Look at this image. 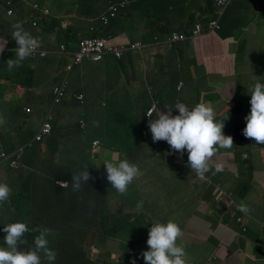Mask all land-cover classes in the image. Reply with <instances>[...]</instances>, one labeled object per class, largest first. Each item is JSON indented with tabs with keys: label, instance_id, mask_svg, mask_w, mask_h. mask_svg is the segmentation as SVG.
Here are the masks:
<instances>
[{
	"label": "clouds",
	"instance_id": "9594fccd",
	"mask_svg": "<svg viewBox=\"0 0 264 264\" xmlns=\"http://www.w3.org/2000/svg\"><path fill=\"white\" fill-rule=\"evenodd\" d=\"M140 1L144 0L104 1L103 3L106 4L107 9L102 10L103 3H100L101 0H86L89 6H87L85 13L81 15L82 21L99 22L102 28H97L93 25L91 33L81 38H76L77 36L68 32L67 28L64 29L67 25L72 26L70 21L58 23L59 20H72L78 17L80 8L74 5V0L71 3V10H73L75 18L69 19L56 16L58 7L64 6L63 0H39L32 2L27 6L29 7L28 15H31L28 19L19 16V1L15 4L14 0L3 4L0 3L3 6L4 18L9 22H14L11 28L5 30V23L0 21V30H5V35H8L0 37V103L6 108L3 114L4 118L0 123L5 121V114L7 113L9 103L13 104L14 102L12 103V101L14 100L17 101L15 103L16 106L24 112L20 116L28 117L31 114L32 106L29 104L27 94L34 89L33 76L35 75L32 64L33 60L48 56L46 51L40 49L43 40L46 39L45 36L52 40L53 38L62 36L64 43L59 45V53L69 56L70 59L65 68L58 73L60 85L54 87L53 91H51L52 100L50 109L45 114L44 120L33 139L26 142L22 138L16 147L9 138L6 139L5 137L4 142L7 150L2 148V143L0 142V182H5L0 183V203L7 202L11 196V188L6 183L11 180L14 171L17 174L20 170H22V173L29 170L27 160L21 158L23 148L25 146L30 149L37 147L34 152L45 151L47 149V139L52 135L55 127L53 112L66 99L70 87L69 76L75 67L83 64L84 61H90L89 58L83 59L82 62L75 60L74 53L80 51L81 44L91 39L105 42L106 48L103 51L105 53L102 54L100 59L94 60V62H100L105 56L110 54L121 58L125 53L140 51L145 48V44L139 42L133 43L128 40L126 44H119L105 40L108 37L106 29L107 21L112 26L113 22L120 18L123 21L133 20L139 13L136 10L143 9L144 6H132V4ZM218 1L215 0L214 6H220L218 5ZM235 1L244 2L247 5L245 7L254 12L255 15L264 8V0H249L251 1V6L248 4V0H226L223 5L224 7H221L224 9H221L219 12L217 25H213V22L217 21L210 17L211 12L208 10L203 13L199 9H193L190 19L181 26L174 25L165 18H159L157 19V27L161 32L167 34V38L162 42L157 35L154 37V44L163 43L173 48L178 44L197 43L205 36L217 35L220 31L219 21L222 15L226 9H231V5ZM91 10H94L93 15L89 14ZM98 10L101 13L98 14ZM136 13L137 15H135ZM187 29L189 31H186ZM244 34L246 43L244 42L242 45L249 50L247 68L253 75L258 76L260 80H254L250 94L251 98L247 96L246 110L243 114L238 115L235 113V110L233 113L228 114V111H226L225 118L222 121H218L216 119V113L218 112L215 111L214 106L210 103H203L202 100L199 103H194V107L191 109L186 104L177 102L174 105L175 110L178 112L177 115H172V108H167V112H161L156 109V105L151 107L147 112V119H149L154 111H156V118L150 119L148 124L153 142L165 141L172 150L181 154L186 150L185 155L188 157V166L201 180L207 179L206 174L211 170L210 163L219 149H231L233 143L245 145L253 140L256 145H264V27L256 26V33L250 36H248L247 28H244ZM106 42L111 45L113 51H108L109 46ZM251 43H258L260 47L253 49ZM133 46L135 48H132ZM116 49L121 53L120 55L114 53ZM183 86L184 81H180L178 89L181 90ZM75 99L81 104L85 102L83 94L75 95ZM228 117L236 120V124L233 127L230 125L228 128H224V121ZM79 126L81 129H86L87 125L83 119H80ZM23 141L26 142V145L20 147V143ZM42 143H45V145ZM100 145L99 140L93 141L92 151L95 153L100 148ZM51 156L54 163H56L54 160V158L56 159L55 154L51 153ZM56 165H59V163H56ZM103 165L106 169L108 182L120 195H125L132 182L142 174L139 167L130 163L127 159L120 160L118 163L105 161ZM50 166L53 167L54 165H49L48 170ZM86 168L87 165L83 167L82 171L72 175V187L74 191L81 189L82 182L87 183L91 179ZM222 170V166L217 164L213 175ZM261 170L264 173L263 166ZM55 183L60 188L68 187L67 181L57 180ZM34 188V185L29 186L26 191L27 195ZM30 200H28L30 204L26 211L29 221L40 226L46 224L45 228L41 229L37 227L30 229L25 222H14L5 225L3 228L6 234L4 236V246H0V264H57L58 262L56 260L58 253L51 248H55V243L61 241V238L56 240L54 236L48 239L49 235L51 233L55 235V232L52 229L46 228L53 227L50 226L51 224L47 225L51 221L47 219H55L62 224H71V222L65 215L59 219L57 218L60 209L53 194L52 196H49L47 192H45L44 196L36 194ZM232 205L233 203L229 201V206ZM142 206L143 202L137 204L138 209L142 208ZM63 210L68 211L66 204H62L61 211L63 212ZM237 210L245 214L251 211L243 201L237 205ZM249 216L251 219V215ZM57 221L53 223H57ZM237 221L242 223V225L246 224L243 223L244 218H238ZM58 226L59 223L53 228ZM71 227L72 225L70 227L63 225V230H66V233H70L76 229ZM148 228V226L144 227V229ZM29 233H38L33 239L34 247L28 250H18L20 245L27 244L25 236ZM95 236L91 234L86 238V244L89 248L90 246L97 247V243L93 241V237ZM182 236V229L176 222L172 220L166 223L157 222L151 225L148 232V239L146 241L148 250L142 252L143 258L138 256L136 246L131 248L130 245L128 252L121 251V246L125 249V241L121 243L114 257L121 260L124 264H188L185 246L182 242L178 243ZM90 250L97 257L98 250L94 247L90 248ZM62 253L63 255L66 254V248ZM63 255H60L59 260H61V256ZM65 262L68 263V260H65Z\"/></svg>",
	"mask_w": 264,
	"mask_h": 264
},
{
	"label": "crops",
	"instance_id": "0c3cea01",
	"mask_svg": "<svg viewBox=\"0 0 264 264\" xmlns=\"http://www.w3.org/2000/svg\"><path fill=\"white\" fill-rule=\"evenodd\" d=\"M8 1L10 0H0V3ZM18 1L19 16L28 19L31 15H28L29 7L27 6L39 0H14V4ZM195 2L196 0H144L134 4L131 2L132 6H144L143 9L149 14L140 12L137 15L136 13L137 16L133 20L123 21L121 25L113 28L110 36L119 44H126L128 40L145 44L142 53L146 56L147 65L151 67L150 72L153 73L151 85L156 82L157 76L161 78V84L158 87L149 86V96L152 101L149 109L156 105V109L161 112H167V108H172L174 112V105L177 102L194 104L202 100L203 103L213 105L218 114L222 113L219 107L232 106L230 111L228 109V114L235 110V113L241 115L245 112L247 105V95L244 89L245 78L249 76L254 81L259 77L253 75L247 68L249 53L247 48L242 45L236 58L230 55L229 50L231 42L237 39L246 43L244 28H247L248 36H250L256 33V26L264 27V8L255 15L245 7L247 5L244 2L235 1L231 5L227 22H224L226 19L224 17L222 30L217 35L205 36L197 43L178 44L173 48L163 43L154 44L155 36L158 35L163 42L167 34L161 32L157 24L150 29V17L165 18L174 25L181 26L190 19L192 9H202L204 13L207 6H214L215 0H197L196 5ZM248 4L251 6V1L248 0ZM86 6L89 5L86 4ZM101 9H106L105 3ZM93 12L94 10H91L89 14L93 15ZM97 13L101 11L98 10ZM56 16L64 18L65 10L58 7ZM77 18L78 21L72 24L73 27L67 25L64 29L67 28L68 32L77 36L76 38L89 35L93 24L86 26L79 15ZM0 21L5 23V30L14 24L4 18L1 5ZM5 30H0V37L8 36L5 35ZM240 30L241 36L239 35ZM45 38L40 46L43 51H45L44 47H51L48 43L52 41L47 36ZM137 55V53L130 54V57L135 60L138 58ZM117 59L119 58L114 54H110L100 62L84 61L77 69L86 70L83 77L88 75L85 79L93 78L92 83L95 88L102 89L101 85H106L105 89L109 90L113 101L119 100L124 91H130L127 95L128 106L133 104V100H137V98H132V95L140 93L142 82L136 75L131 76L127 70L123 73L122 68H116L109 76L110 79L105 76L107 74L105 69L109 67V64H116ZM93 64L94 66L89 67ZM180 81H184L181 90L178 89ZM116 89L121 91L118 98L114 97ZM157 99H162L159 106L156 103ZM5 111L6 108L0 103V121L3 120ZM154 115L148 120L156 118V111ZM115 120L121 122L119 119ZM0 135L2 138L6 135L7 139L8 134H2L1 128ZM261 156L264 158L263 152L260 155L253 154L256 160ZM176 162L180 167L170 163L167 156L160 154L153 147V150L149 152V159L142 163V170L150 171L151 177L148 180L137 178L134 189H130V192L136 194L137 203L143 202L142 208L138 211L148 220V229L157 222L166 223L169 220L176 222L183 232L178 243L182 242L185 246L188 264H264V202L256 206L260 201L261 193L252 194L247 198L246 205L251 210L247 216L244 213L237 214L240 211L236 210L233 205L229 206V198H235L239 187L234 174V160H228L230 168L226 173H223L224 167L222 166L223 170L213 175L216 165L223 163L222 158L215 155L210 163L211 170L206 174V180L199 179L190 167L184 165L185 161L182 165V159L178 158ZM178 170L183 176L178 175L176 172ZM216 197L223 200V206L219 208L214 206ZM213 208L217 209L216 213H223L222 216L221 214L216 215L217 220L212 218L215 215ZM226 209L232 210L233 214L228 213ZM236 214L242 218L245 217L246 224L251 215V220L254 222L253 229L244 232L242 223L235 219ZM56 225L57 223H52L50 226ZM0 227L3 231L2 221ZM235 245L238 246L237 251L234 249ZM66 257L68 254L61 256L57 264H68L65 261L62 262ZM104 258L106 257L97 256L91 261H94V264H103Z\"/></svg>",
	"mask_w": 264,
	"mask_h": 264
},
{
	"label": "trees",
	"instance_id": "16d2710c",
	"mask_svg": "<svg viewBox=\"0 0 264 264\" xmlns=\"http://www.w3.org/2000/svg\"><path fill=\"white\" fill-rule=\"evenodd\" d=\"M104 1H110V0H101L100 3H103ZM113 1L118 2L120 0H113ZM196 3L197 0L195 2V5ZM210 4H212V2ZM221 9L224 8H221L219 6L218 7L207 6V10L211 12L210 17H212L213 20L217 21V23H218L219 12ZM199 10L203 11L202 9ZM230 11L231 9L228 8L225 10V13L222 15V18L219 21L220 30H222L223 18L226 17L224 22H227ZM106 24H107L106 29L108 32V37L105 40L107 42L117 43L114 40V38L110 36L112 33L111 32L112 26L108 24V21ZM239 35L241 36V30ZM242 44H244V42H241V39L239 40L237 39L235 42H231V49L229 50L230 55L236 58L238 56V51L242 46ZM142 52L143 50L135 51V52L130 51L128 53H125L122 55L121 58L117 59V63L120 64L117 63L109 64V67L105 69L107 73L105 74V76L108 77L116 68L124 69L123 73H125V70H127L131 76L136 75L137 77H139L142 84H141L140 93L132 95V98H137V100L136 101L133 100V104L128 106L129 110L131 111L130 118L127 121H121L116 125L112 124V126L110 127V131L102 139L103 142L94 137V134L100 131L101 129L100 127L103 126L101 122L94 121L93 123H90L88 120H86V118H83V121L88 122L89 127H93L91 128L90 132L87 134L85 141L82 139H78V136L75 133L71 135L73 129H69L68 131L58 130L59 129L58 124H57L58 125L57 128L54 127L52 136H55L57 140L62 141V151L64 153L63 159L61 160V162H58L59 163L58 166H56V163H54L51 153H47L46 150L45 151L42 150L40 152H34L37 147H33L32 149H30L25 146L26 145L25 141L20 143V147L25 146L23 148L21 158L27 160L29 170L25 171L24 173H22V170H20L17 174L14 171L13 174H16V176H14L11 182L6 183L11 188V196L7 202L0 203V222L2 221L3 226L14 222H25L28 224L30 229L37 227L41 229L45 228L46 224L40 226L39 224L32 223L31 221H29L28 214L26 211L29 207L31 201L30 199L34 195L41 194L42 196H44L45 192H47L49 196H52L53 194V196L55 197V199L59 204V209H60L57 218L59 219L60 217L65 215L71 222V224H62L61 222L55 219H47V220H51L50 222L47 223V225L52 224L54 221H57V223H59V226L55 228L46 227L52 229L55 232V235L51 233L48 239L53 238L54 236L56 237V240L61 238V241L55 243V248H51L58 253L56 259L58 261L60 255H63L62 251L64 252L66 248V254H68V259L64 258L62 261L68 260V264H94L95 262L91 260L94 257H96V255H94L91 252L90 248L86 244V238L91 234L94 235L99 234L100 236L103 237V233H105L107 238L109 239L113 238V240L107 243V246L104 250V252H106V255L104 257L106 258H104L103 264H124L121 260L114 257V255L116 254L117 250L119 249L123 241H115L114 237L120 238L124 233L123 239H125L126 238L125 235L128 232H130V226L133 227L131 229L137 230L136 225L138 224L136 223V221L139 218L137 216V214L139 213L137 208L138 203L136 201V194L130 192V189H134V185L137 179H135L132 182L125 195L118 194L116 190L113 189L111 184L108 182L106 169L103 168L104 166L97 165L95 159V153L92 151L93 141L99 140L100 143L102 142L101 144L103 145V148H106L108 146L110 152H114L118 157H122L124 153H127L132 160V161L130 160L128 161L132 164L137 165L141 173L143 171L142 163L146 162L149 159V152L151 149L153 150V147L159 152L164 151V153L162 154L167 156V160L170 163L174 164L175 166L180 167V165L176 162L179 153L172 150L170 146L167 144V142L165 141L153 142L151 137V133L148 127L149 120L147 119V112L152 102L149 96L150 93L149 86H152L154 88L158 87L161 84V78L157 76L156 82L153 85H151L150 82L153 73L150 72V68L149 66H147L146 56ZM135 53L138 54L137 55L138 58L133 60L131 59L130 54H135ZM85 58H89L90 63L92 62L94 63V60H92L90 57H85ZM92 66H94V64L90 65L89 67ZM89 67H88V71L90 72ZM85 71L76 69L74 71L75 73L73 74V77L70 79L69 76V79L78 80L79 82L77 83V85L83 88H90L94 86L92 83L93 78L85 79L88 75L83 77ZM245 82L246 84L244 89L246 95L250 97L251 90L254 85V81L249 76H247V79L245 78ZM59 85H60V80L56 82L54 85H52L50 90L53 91L54 87ZM77 94H83L84 100L86 101L87 98L85 92H78L73 95L72 86L69 87L66 97L71 95L72 98L76 101L75 95ZM161 100L162 99H157L156 103L158 106ZM13 102H14L13 104L9 103L7 113L5 114V121H6L5 125H7V131L8 130L17 131L18 125H16L13 122V117L17 116L16 118H18L20 117L21 113H24L18 106H16L15 103H17V101L14 100ZM115 104L120 105V102H116ZM84 105H86V103ZM186 105L190 109L194 107V105L190 103ZM231 108L233 107L232 106L219 107V111H221L222 113L219 114L216 113V119L218 121H222L225 118L224 116L225 112ZM120 109L121 108H118V110H116L115 112H118ZM135 109L137 110L135 111ZM215 111L217 110L215 109ZM177 114L178 112L174 109L172 115H177ZM154 116L155 115L153 113L151 117ZM94 126L96 127V129ZM123 128L125 130V132L123 131V133H125L127 146L125 147V145H123L122 147L116 146L115 148H111L109 145V140L110 139L115 140L116 138H120ZM80 130H84V129L80 128ZM61 134H62V138H61ZM52 143L56 144L55 141H53ZM249 144L250 143L245 145H238V143H233V147L231 149H219L216 153L217 156L222 158L223 163L221 164V166L224 167L223 173H226L230 168L228 162L229 159L234 160L235 162L234 174L239 183L238 194L235 195V198L232 197L229 198V200L230 202L233 203V206L236 207V210H237V205L240 204L242 201L246 204L247 198L252 194L259 195L261 193L260 201L256 206L264 202V188H263L264 173L261 170L262 166L264 165V158H262L261 156L259 157L258 160H254V161L252 158L253 152H257L258 154L261 152L264 153V145H256V143L252 142L251 148H248ZM244 146L247 147L248 149H244ZM101 147L102 146L100 145V148ZM144 149L146 151H143ZM0 152H1V146H0ZM186 152L187 151H183V153ZM226 158L227 160L225 161ZM54 160L56 161L55 158ZM51 164L55 166L54 167L50 166V170H48V166ZM183 164L184 165L187 164L186 166L189 167L188 157H186L183 160L182 165ZM85 165H87L86 170L89 172L91 179H89L87 183L82 182L81 189L78 191H74L72 187V175L82 171ZM176 172L178 173L179 176H183L182 172H180L179 170ZM57 180L67 181L68 187L67 188L58 187L55 183ZM0 183H5V182H0ZM13 184H15L17 187L19 185V187L14 189L12 186ZM31 185H34L35 188L29 195H27L26 192L27 188ZM113 196L117 198H123L131 202L132 206L128 205L129 209L127 210L128 211L127 213L124 210L122 204H120L116 208L111 207L110 205L108 209L104 211L103 208L104 203L107 201V198H112ZM99 199H104V202L100 205L98 204ZM221 201L222 203L216 198L215 203H213L214 206L215 207L223 206V200ZM62 204H66L68 206V211L67 210H63V212L61 211ZM226 211L230 214L232 213V210L230 209H226ZM110 212H113L117 216L112 217ZM237 214H242V212ZM244 215L247 216V214L245 213ZM238 218H242V217L237 215L235 219L237 220ZM229 219H231V215H229ZM251 219L249 216L248 225L247 224L242 225L244 232H247L248 229H253L254 222ZM63 225L68 227L72 225V227L76 229L70 233H66V230H63ZM149 230L150 229L138 230L139 233L142 234L141 236L144 237V241H143L144 243H146L148 239ZM5 235L6 234L2 231V227H0V246H4ZM35 235H38V233L26 234L25 239L27 240V244L20 245L18 250H28L33 248L34 247L33 239ZM129 240L130 239L125 241L126 252L130 250V245L132 248L133 243L137 242V237L132 239L134 242L133 241L130 242ZM111 244L113 245L110 246Z\"/></svg>",
	"mask_w": 264,
	"mask_h": 264
},
{
	"label": "rangeland",
	"instance_id": "374dc122",
	"mask_svg": "<svg viewBox=\"0 0 264 264\" xmlns=\"http://www.w3.org/2000/svg\"><path fill=\"white\" fill-rule=\"evenodd\" d=\"M64 1V6H61L66 12V16L64 17L65 19L69 18H75V15L73 13V10H71V3L73 0H63ZM86 0H74V5L76 7L80 8V12L78 13L79 17L83 13H85L87 6H86ZM213 6V5H212ZM137 12H143L144 14H149L147 10L144 9H139L136 10ZM138 13V14H139ZM192 11L190 13V16H192ZM78 19V18H77ZM153 20H155L153 22ZM67 22L70 21L72 24L76 23L78 20L72 19V20H59L58 23L61 22ZM258 21V20H256ZM123 20L120 18L116 21L113 22L112 28H116L117 26L121 25ZM149 22H151L150 29H153L156 24H157V19H152L150 17ZM57 23V25H58ZM83 23L86 26H89L90 24H93L97 28H102L101 24L99 22L92 23L90 21H83ZM147 30H149L147 28ZM80 34V32L78 33ZM61 43H64V39L62 36H59L58 38H53L51 42L48 44L51 45L50 48L44 47L46 53H48V56L46 58H37L33 60V70H34V89L27 94V99L29 101V104L32 106V112L28 117H22V115L18 118L17 116L13 117V122L19 126V129L17 131H7V125L6 121L3 123H0V128H1V133L5 134L8 133L7 139H11L12 143L14 146H17L19 142L21 141L22 138L27 141H31L36 134L38 128L40 127V124L43 122L45 114L49 111L50 105H51V86L54 85L56 82L60 80V77L58 73L62 71L65 66L69 63L70 59L69 56L60 54L59 53V45ZM251 47L253 49H257L260 47V44L258 43H251ZM147 66L150 67L148 64ZM75 69L71 72L70 74V79L73 77V74L75 73ZM79 81L78 80H70V87L72 86L73 89V95L78 92H85L86 94V105L80 104L79 102L75 101L72 96L66 97L64 102L57 106L54 109L53 115H54V124L55 127L58 124L59 129L58 130H65L68 131L69 129H73L71 132V135L75 133L78 136V139L86 140L87 134L90 132L91 128L88 126V122H86V129L80 130L79 126V120L86 118L90 123H93L94 121H100L101 124L103 125L100 127V131L96 132L94 134V137L101 140L107 135V133L110 131V127L112 124H118L115 119H119L121 121H127L130 116H131V111L129 110L127 103L129 102V99L127 97L128 94H130V91L126 90L123 92V96L117 100L113 101L112 98L110 97L109 90L105 89L106 85H102V89H96L95 86H92L90 88H83L77 85ZM120 89H116L114 97L118 98L120 96ZM116 102H120V105L115 104ZM13 103V101H12ZM118 108H121L118 112H115L118 110ZM137 109H135L136 111ZM116 113V114H115ZM16 118V120H15ZM236 124V120H234L232 117H228L227 120L224 121V128H228L230 125L233 127ZM95 127V126H94ZM57 128V127H56ZM224 128H223V134H224ZM229 130V129H228ZM6 131V132H5ZM125 132L124 128L122 130V133L120 135V138H116L115 140L110 139L109 140V145L111 148H115L116 146L122 147L125 145L127 146V140L125 138ZM61 133V132H60ZM5 136L0 135V142L2 143V148L7 150L6 144L4 142ZM62 138V134H61ZM53 141L56 142L52 143ZM103 142V141H102ZM101 142V143H102ZM252 142L255 143V141H251L250 144L248 145V148H251ZM45 145V143H42ZM55 144V146H54ZM47 153H53L56 156V163L60 162V160L63 159V151H62V141L57 140L55 136H50L47 139ZM101 148L97 149L95 152V159L97 162V165L104 166L103 163L105 161H111L113 163H118L120 160H123L126 158L127 160H131L130 156L127 153H124L122 157H118L114 152H107L110 151L109 147L107 146L106 148H103V145L101 144ZM247 147L244 146V149H248ZM45 149V146H44ZM51 149V150H50ZM143 151H146L145 149ZM107 152V153H106ZM164 153V151H161L160 154ZM254 155H260L257 152H254ZM185 154L184 153H179L178 158L184 160L185 159ZM264 157V153H263ZM252 158L256 160L253 156ZM253 160V161H254ZM135 162V161H134ZM105 168V166L103 167ZM150 171L143 170L142 175L139 178H144L145 180H148L150 175ZM16 176V174H12L11 180ZM9 180V182H11ZM14 189L18 187L13 184L12 185ZM260 188V187H258ZM221 203L222 201L219 199V197H216ZM98 204H102L104 202V199H99ZM120 204L123 205L124 210L126 213L128 212L127 210L129 209L128 205L132 206L131 202L129 200L123 199V198H117V197H112V198H107V201L104 203L103 208L104 211L108 209V207L111 205V207H118ZM219 208V207H218ZM124 211V212H125ZM213 212H215V215L212 217L215 220L218 219L217 214L223 215L222 212H217V209L213 208ZM112 217H116L113 212H110ZM232 214V213H231ZM125 215V214H124ZM127 215V214H126ZM128 216V215H127ZM137 216L139 217L136 221L138 225H136L137 230H133L132 226H130V232H128L125 236L126 238L123 239V234L122 236L119 237H114L115 241H126L130 239L129 241H133L132 239L137 237V242L133 243V246H136V251L138 256L142 257V252L148 250V246L146 243H144V237L141 236L142 234L139 233L138 230L144 229V227L148 226V220L144 218V216L141 213H138ZM246 221H243L245 223ZM135 227V226H134ZM113 240V238H107L105 233H103V237L97 234L95 237H93V241L97 243L96 246H90V248L94 247L95 249L98 250L97 256H105L106 252H104L102 249H105L107 246V243L109 241ZM92 241V240H90ZM134 242V241H133ZM111 244L110 246H112ZM115 249V246H114ZM234 249L237 251L238 246L235 245ZM120 250L123 252H126V250L123 248V246L120 247ZM99 264V263H98Z\"/></svg>",
	"mask_w": 264,
	"mask_h": 264
},
{
	"label": "built area",
	"instance_id": "2783aa9c",
	"mask_svg": "<svg viewBox=\"0 0 264 264\" xmlns=\"http://www.w3.org/2000/svg\"><path fill=\"white\" fill-rule=\"evenodd\" d=\"M226 0H219L218 5L219 7H224ZM213 25H217V22H213ZM106 44L109 46L108 51H113V48L110 44L106 42ZM105 42L104 41H97V40H87L83 42L80 46V51L78 53H74L75 60L78 62H82L85 57H90L92 60H97L102 57V54L105 50ZM132 48H135L134 46ZM117 55H120L121 53L117 51H114ZM60 94H62L61 91H59Z\"/></svg>",
	"mask_w": 264,
	"mask_h": 264
}]
</instances>
